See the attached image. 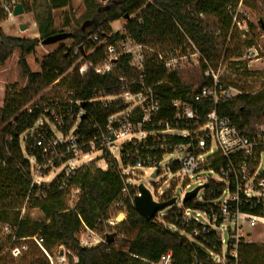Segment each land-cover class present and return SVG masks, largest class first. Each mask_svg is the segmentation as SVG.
Returning a JSON list of instances; mask_svg holds the SVG:
<instances>
[{
	"label": "trees",
	"instance_id": "obj_1",
	"mask_svg": "<svg viewBox=\"0 0 264 264\" xmlns=\"http://www.w3.org/2000/svg\"><path fill=\"white\" fill-rule=\"evenodd\" d=\"M14 1L22 6L24 14L32 15L37 39L6 35L0 29V67L16 50L19 52L17 65L25 78L20 89L14 86L5 88L0 107V225L14 228L18 238L42 237L44 249L50 254L62 247L66 251L67 264H156L166 253L171 254L170 264H216L210 256V253L220 252L216 232L210 230L204 237H193L195 223H185L179 211L180 208L194 209L220 215V201L216 199L223 186L221 182H209L206 188L212 189L209 198L205 197L203 201H196L195 197L183 198L179 207L172 204L167 212L161 211L146 220L133 208L135 188L129 190L128 197H122L128 177L117 169L115 163L103 170L96 167L94 161H89L73 171L64 188L59 187L58 176L47 184H34L29 189V164L25 154L28 155L30 141L24 140V154L20 140L39 120H51L50 113L59 112L63 117L60 133L66 136L75 126L72 135L80 152L88 153L90 144L98 148V130L94 125L103 128L110 115L122 113L127 108L121 99L123 85L120 79H138L140 76L129 66L128 55L120 57L113 68L103 74L77 73L75 64L78 59L84 58L92 63L102 59L103 50L99 43L104 39L107 44L129 39L151 49V52L144 53V75L148 86L161 85V111L156 120H172L174 110L171 103L174 100L191 104L199 115L212 110L211 100L193 102L191 94L211 86V81L203 77L205 65L202 60L214 70L224 62L227 38L232 33L235 17L232 16V4L239 0H106L104 3L81 0L84 10L78 17L72 12V0ZM254 1H259L260 7L264 5V0ZM56 11L61 15L58 27L54 25ZM125 16L122 31L113 33L110 24ZM6 19L0 9V23ZM64 29L71 34L67 38L71 44L61 45L57 51L43 57L39 71H31L26 57L33 52L38 41L64 33ZM186 39L200 55L196 67L169 71L157 61L156 53L175 48L185 51ZM92 49L94 51L88 54ZM75 50L79 52L78 56L73 55ZM223 67L224 64L219 82L232 87L224 79L228 73L223 75ZM137 90L132 87L130 92L136 93ZM98 91L116 97L108 110L102 108L94 94ZM215 111L230 118L240 130L248 132L254 124L264 123V88L255 94L241 93L220 102ZM79 112H82L80 121L74 125ZM144 128L153 133L143 140L144 144L137 148L133 142L122 145L120 163L123 167L129 162L125 157L128 153L149 156L159 163L164 154L186 141L179 136L161 134L162 128L155 124ZM61 151H65L64 145ZM70 158L72 155L65 153L63 161ZM169 165V169L175 171V164ZM224 165L225 160L215 159L210 166L218 172V168ZM72 191H76L75 202L69 204ZM168 200L163 194L161 202ZM253 202L238 201L236 204L228 201L230 215L236 208L242 213H258V206L251 208ZM32 211L39 215L32 218ZM113 213H122L124 218L110 227L106 220ZM220 222L218 220L216 224ZM82 228L95 231L103 241L91 247L82 246L77 238ZM0 264L48 263L39 249L28 245L27 251L16 258L0 247ZM224 264H264V236L262 243L240 241L236 257H230L227 252Z\"/></svg>",
	"mask_w": 264,
	"mask_h": 264
},
{
	"label": "built area",
	"instance_id": "obj_2",
	"mask_svg": "<svg viewBox=\"0 0 264 264\" xmlns=\"http://www.w3.org/2000/svg\"><path fill=\"white\" fill-rule=\"evenodd\" d=\"M97 1L102 2L101 0ZM16 5L18 4L14 0L10 2L0 1V9L7 17L12 16ZM234 19L236 18L234 17ZM237 24L240 23L238 22ZM93 40L97 39L93 37ZM184 44L187 47L183 52L181 49L175 48L156 53L157 61L169 71L183 69L185 67L184 63L193 60L197 64L201 60L198 51L189 39H186ZM99 46L103 50L102 59L97 63H92L80 58L75 64L76 71L79 75H84L90 71L96 74H103L110 71L120 57L128 55L130 57L129 66L139 73L140 76L138 79H120V83L123 85L121 99L123 106H127V108L122 113L110 115L103 128L94 125V129L98 130L96 138H98L99 144L98 148L90 144L88 153H82L76 147V141L72 135L75 126L66 136L60 133L59 129L63 126V117L59 112H51V120H39L33 128L23 134V138L21 137L20 140L24 154V140L26 138L30 141L28 155L25 154L29 164V189L34 184L39 186L49 183L47 181L42 182V176L53 171L57 173H51L54 175L51 181L59 176V187L64 188L67 180L73 175V171L80 166L78 164L73 165L77 162V154L87 156L94 152H100L98 158L88 159L82 164L94 161L96 167L104 170L115 163L117 169L124 175H127L125 170L130 168L158 169L162 160L156 163L149 156L141 157L135 152L125 155L129 161L125 167L119 166L121 164L120 152L122 145L133 142L135 148H137L148 135H153L152 132L145 131L144 127L155 124L162 128L161 134L179 136L186 140L183 144L176 145L170 153L163 155V157L166 155H180L178 159L169 163L175 164V171L179 173L180 177H184L189 181V176H198L203 172L209 173V175L202 178L205 181L204 185L200 186L194 195L196 201H203L205 197L209 198L211 196L212 189H206L210 181L223 184L220 196L216 199V201H220V215L181 208L179 212L185 223L189 221L195 223V229L192 232L193 237H204L210 230L216 232L220 243V252L210 253L214 263L224 264L227 252L230 257L235 258L238 243L240 241L249 242L244 239V236L255 227H264V123H256L250 131L245 132L240 130L230 118L216 113L215 107L220 102L239 95V93L233 87L219 82V77L222 73V62L214 70L204 60H202L205 65L203 77L211 81V86L202 87L198 92L192 93L191 97L193 102L209 99L213 103L214 108L207 112H201L199 115L196 114L197 108H194L191 104L174 100L171 103L174 110L172 120L170 122L167 120H156V116L161 111L159 102L161 85L148 86L144 75V53L151 52V49L136 44L129 39L120 40L114 44H107V39H104L99 43ZM79 50L82 51V48ZM93 51V49L88 51V54ZM251 53L252 51L247 49L241 55V58L250 59ZM73 55L78 56L79 52L75 50ZM132 87H136L138 92L131 93L130 89ZM94 94L98 96L99 103L106 110L112 107V103L116 98L107 96L101 91L94 92ZM133 98L135 101L131 102ZM132 104H135V107L129 110ZM58 109H61V105H58ZM81 115L82 112H79L75 116L74 125L79 123ZM129 119L133 121L131 122ZM50 124L53 125L54 130L49 127ZM56 133L60 136L57 137ZM136 134H141V137H131ZM121 140L124 141L119 142ZM117 143H120L118 147L115 146ZM62 145L65 146L64 152L61 151ZM112 149L118 150L119 162L114 157ZM65 153L71 154L72 158L64 162L63 156ZM98 159L103 161V165L97 164ZM215 159L225 160V165L220 166L218 172L212 170L210 166L212 162H215ZM130 163H133V166ZM55 164L58 165L56 166ZM60 167L61 169H59ZM127 180L122 189L123 198L129 196L130 189H134V187L128 186ZM199 190H202V192L198 196ZM135 191L136 195H139L136 188ZM228 201H234L236 204L238 201H254L251 208L258 206V213H242L236 208L234 213L230 215ZM201 216L207 219L206 223L198 220V217ZM114 219V217L107 219V225L110 227L115 226L119 221H112ZM218 220H221V222L216 224ZM225 222H228L227 226L224 224ZM218 230L220 234L217 232ZM77 238L79 243L85 247L95 246L103 241L102 236L99 238L95 231L86 228H82L79 231ZM28 245H33L39 249L48 264H67L66 251L62 247L56 253L50 254L44 249L42 237L33 235L31 237L18 238L14 228L9 225H0V247L3 252H8L9 255L16 258L27 251ZM73 260L74 262L76 261V259ZM170 261L171 254L166 253L156 264H170Z\"/></svg>",
	"mask_w": 264,
	"mask_h": 264
},
{
	"label": "rangeland",
	"instance_id": "obj_3",
	"mask_svg": "<svg viewBox=\"0 0 264 264\" xmlns=\"http://www.w3.org/2000/svg\"><path fill=\"white\" fill-rule=\"evenodd\" d=\"M104 2L105 1H102L100 3ZM71 7L75 17H78L84 10L81 0H72ZM259 7V1L254 0H239L237 3L232 4V16L234 15L236 19L233 20L234 24L232 25L233 28H231L232 33L227 38V50L223 62V73L224 69L225 73L223 75L228 73L224 79H226L229 82V85H231L239 94H255L264 88V32L260 28V24L264 25V5H261L260 9ZM60 16V11H56L54 13V25L56 27L61 24ZM237 20L240 24L236 23ZM241 21L243 22L241 23ZM124 23L125 19L123 18L111 23L110 28L112 32H121ZM19 25H26L27 28L24 31H20ZM0 29L6 35L28 40L37 39V32L31 14H23L17 17L8 16L5 21L0 23ZM63 32L67 33L68 31L67 29H64ZM70 44L71 42L68 39L47 46L41 45V42L38 41L33 52L26 57L29 68L32 71H37L39 69V63L42 61L43 57H45V54H51L57 51L61 45ZM247 49L252 51L250 59L240 58L241 56L239 57L238 55L244 54ZM18 55L19 52L14 50L13 54L2 66L5 71H3V74L0 75V100L2 90L4 92L6 87L14 86L16 89H20L23 86V76L19 66L17 65ZM184 66L183 70H190L197 65L195 60H193L191 62L184 63ZM132 101H135V99L133 98L131 102ZM134 107L135 104H132L129 107V110ZM49 127L54 130L52 124H50ZM56 136L59 137L60 135L56 133ZM131 137L140 138L141 134H136ZM123 141L124 140H121L119 142ZM119 144L120 143H117L115 146L118 147ZM112 152L114 157L119 162L118 150L112 149ZM99 155L100 152H94L88 154L87 156L77 154V162L73 165L78 164L79 166L88 159L98 158ZM179 156V154H175L174 156L166 155L163 157L159 168H156L155 170L150 168L126 169L125 173H127L129 177L127 180L128 186L134 187L137 190V187L142 185L150 193L152 200L157 202H161L162 195L166 194V197H168L169 200L173 199L175 206L179 207L185 193L196 188L199 189L205 182L202 178L209 175V173L203 172L198 176H189V181H187L184 177H180L177 171L169 169V163L178 159ZM98 160L97 164L103 165V161L101 159ZM119 166L121 167L122 165L120 164ZM59 169H61V167ZM53 172L43 175V180L50 182V178L54 177L53 174L57 173ZM153 173H156L155 177L151 176ZM201 192L202 190H199L197 195L199 196ZM71 195V199L76 197V193L74 191L71 192ZM74 202L75 201H69V204H73ZM168 208L162 210V213L167 212L169 210ZM38 215L37 211L30 212V216L32 218H36ZM112 217L115 218L112 221L117 222L121 221L124 218V215L122 213H117L116 215L113 213L110 218ZM198 220L204 223L207 222V219L204 216L198 217ZM228 222H225L224 224L227 226ZM217 232L219 233V230ZM98 236L99 238L101 237L100 235ZM263 236L264 227H255L244 236V239L251 243H262ZM223 238L225 237L223 236Z\"/></svg>",
	"mask_w": 264,
	"mask_h": 264
},
{
	"label": "water",
	"instance_id": "obj_4",
	"mask_svg": "<svg viewBox=\"0 0 264 264\" xmlns=\"http://www.w3.org/2000/svg\"><path fill=\"white\" fill-rule=\"evenodd\" d=\"M106 1V0H101ZM23 14V9L21 5H16L13 9L12 16H20ZM126 19V16L124 17ZM262 31L264 32V25L260 24ZM26 29V25H19V30L23 31ZM71 36L70 33H60L41 41V45L47 46L58 43L62 40H65ZM81 49V47H79ZM152 177L156 176V173L151 175ZM198 188L185 193L184 199L186 200L189 197H194ZM137 191L139 195L133 197L132 204L135 212H137L141 217L146 220H151L157 213L161 212L165 208L170 207L174 204V200L171 199L165 202H157L152 200L150 193L142 186L139 185L137 187Z\"/></svg>",
	"mask_w": 264,
	"mask_h": 264
},
{
	"label": "crops",
	"instance_id": "obj_5",
	"mask_svg": "<svg viewBox=\"0 0 264 264\" xmlns=\"http://www.w3.org/2000/svg\"><path fill=\"white\" fill-rule=\"evenodd\" d=\"M24 14V13H23ZM22 14V15H23ZM17 17V16H16ZM33 19V18H32ZM33 23H34V21H33ZM125 24V23H124ZM111 25V24H110ZM34 26H35V23H34ZM26 28H27V26H26ZM36 29V28H35ZM24 31V30H23ZM54 53V52H53ZM50 54V53H49ZM49 54H45L44 56H46V55H49ZM52 54V53H51ZM26 62H27V64H28V60H26ZM41 63V62H40ZM40 63H39V67H40ZM29 66V65H28ZM31 70V69H30ZM3 71H5V69H4V67H0V75L1 74H3ZM32 71V70H31ZM37 71H39V69L37 70ZM34 72V71H33ZM1 82V81H0ZM24 82H25V78L23 77V85H24ZM3 95H4V92H3V90H2V96H1V100H0V104L2 105V101H3ZM1 105H0V107H1ZM53 177H51L50 179H52ZM47 180H43L42 182H46Z\"/></svg>",
	"mask_w": 264,
	"mask_h": 264
}]
</instances>
